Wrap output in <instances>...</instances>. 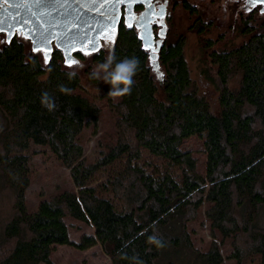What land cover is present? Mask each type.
<instances>
[{"label":"trees","instance_id":"obj_1","mask_svg":"<svg viewBox=\"0 0 264 264\" xmlns=\"http://www.w3.org/2000/svg\"><path fill=\"white\" fill-rule=\"evenodd\" d=\"M183 6L196 15L192 29H208L210 22L197 8L188 1ZM251 18L243 21L246 39L241 44L209 53L219 79L214 110L192 77L185 34L163 41L159 61L164 75L158 82L142 37L122 17L110 55L116 60L135 57L137 70L130 91L119 94L117 103L108 94L110 85L90 73L115 107L122 131L117 145L94 163L86 162L80 135L98 126L101 109L78 91L81 77L64 66L63 51L55 48L44 65L17 35L7 42L0 39V110L6 119L0 178L10 181L14 194V212L2 230L11 244L0 264H54L51 254L57 245L88 249L96 244L112 264H159L172 250H186L193 256L189 264H221L216 244L201 252L188 234L187 223L204 200L210 203L207 215L214 228L226 236L245 234L251 250L264 256V225L255 218L264 207V20L257 27ZM206 44L214 46L212 40ZM106 56L100 49L91 60L101 63ZM44 92L55 100L53 110L42 105ZM193 135L204 138L205 174L183 147ZM32 143L47 146L69 167L78 189L45 199L30 212L25 151ZM144 149L179 168V174L151 171L137 163ZM125 158L123 170L103 183H92L98 171ZM68 216L92 225L94 233L74 242ZM152 236L162 243L150 240ZM237 252L239 256V247Z\"/></svg>","mask_w":264,"mask_h":264},{"label":"rangeland","instance_id":"obj_2","mask_svg":"<svg viewBox=\"0 0 264 264\" xmlns=\"http://www.w3.org/2000/svg\"><path fill=\"white\" fill-rule=\"evenodd\" d=\"M183 1L192 4L202 15L203 20L210 22L208 29L199 33L191 28L196 22V15H192L183 6ZM140 5L142 8L136 9L135 7L131 15H127L123 8L122 17L129 24L134 25L142 37L149 52V64L156 80L160 82L164 75V68L159 61V49L163 41L167 36L176 39L180 34H185V53L192 77L200 92L207 97L213 109L216 110L219 79L209 53L214 48L219 50L241 44L246 39L241 32L244 19L251 16L250 24L258 27L264 20V3H254V0H152L150 7ZM5 7H10L6 0L0 4V25L4 22L3 9ZM14 35L26 44L29 51L37 54L44 65L48 63V61L45 62L44 48L49 49V58L52 51L59 48L57 40H54L50 46L38 47V50L34 51V43L27 30L15 28L13 33H10L8 29L0 31L2 42L9 41ZM116 35L117 27L101 34L99 46L96 49H92L89 42L84 44L74 42L68 52L61 49L64 54V66L78 72L81 77L82 85L78 91L89 97L101 109L98 126L96 128L90 126L80 135L87 163L96 162L104 153L115 147L122 134L118 127V114L115 107L103 95L102 86L94 83L90 78L94 66L99 64L91 60L92 55L100 49L104 50L107 56L110 55ZM206 40H212L214 46H208ZM82 48L87 51H82ZM76 52H80L83 57L76 55ZM66 60L74 62L69 64ZM237 80L238 77L233 78L232 84H235ZM112 99L117 103L119 96L112 94ZM5 126L6 119L0 110V137ZM183 147L190 150L196 158L198 172L205 174L207 154L204 138L193 135L184 140ZM25 152L29 156L30 182L26 189V204L30 212L36 211L41 201L62 191H77L78 188L74 184L70 168L64 165L47 146L32 143ZM125 162L126 158L98 171L92 183L97 185L107 181L110 176L123 170ZM136 162L151 171L168 169L177 174L180 171L179 168L170 166L167 160L151 154L146 149L142 150V155ZM108 195L111 194L108 193ZM209 206L210 203L204 200L197 211L192 213V218L187 223L188 234L194 247L201 252H207L213 244H216L223 255L221 264H264V256L260 252L251 250L252 242L245 234L240 233L238 237L226 236L213 227L207 215ZM13 212V188L9 180L1 177L0 260L11 244L5 239L2 230ZM255 218L259 225H264V207L259 209ZM66 222L69 226L70 238L74 242H80L83 236L94 233V227L82 220L68 216ZM237 247L240 249L239 256H237ZM51 258L54 264H112L111 258L103 251L100 244L88 249H79L72 245H57L52 251ZM192 259L193 256L186 250L179 252L172 250L160 260L159 264H189Z\"/></svg>","mask_w":264,"mask_h":264},{"label":"water","instance_id":"obj_3","mask_svg":"<svg viewBox=\"0 0 264 264\" xmlns=\"http://www.w3.org/2000/svg\"><path fill=\"white\" fill-rule=\"evenodd\" d=\"M6 1L10 7L3 9L4 22L0 29H8L10 33L15 28L27 30L34 46L38 47L50 46L57 40V46L64 52L70 51L74 42H89L92 49L98 48L100 35L109 28L118 27L123 8L131 15L138 4L152 6V0ZM43 36L48 39L45 41Z\"/></svg>","mask_w":264,"mask_h":264},{"label":"clouds","instance_id":"obj_4","mask_svg":"<svg viewBox=\"0 0 264 264\" xmlns=\"http://www.w3.org/2000/svg\"><path fill=\"white\" fill-rule=\"evenodd\" d=\"M137 64L138 61L135 57L116 60L113 55H108L103 62L94 66L91 77L109 84L110 91L108 94L119 95L127 93L130 91L132 78L137 70ZM69 75L73 74L69 73ZM61 89L64 92L68 91L64 86H61ZM41 102L49 110H53L56 107L55 100L47 92L42 93ZM150 240L162 243L156 236L150 237Z\"/></svg>","mask_w":264,"mask_h":264},{"label":"snow or ice","instance_id":"obj_5","mask_svg":"<svg viewBox=\"0 0 264 264\" xmlns=\"http://www.w3.org/2000/svg\"><path fill=\"white\" fill-rule=\"evenodd\" d=\"M5 2V0H0V4H2V3H4ZM8 2H10V0H8ZM118 2H121V0H118ZM254 3H264V0H254ZM0 31H3V29H0ZM108 35H110V33H107ZM45 41L48 39V37L47 36H43L42 37ZM85 39H86V37H85ZM94 43V42H93ZM33 50L34 51H36V50H38V45L37 46H34V48H33ZM82 51H87V50H85V49H81ZM154 49H153V53H154ZM48 52H49V49L47 48V47H45L44 48V53H45V62H47L48 61V59H49V56H48ZM155 57L153 56V59H154ZM74 61H70V60H66V63H69V64H71V63H73ZM161 77H162V74H161Z\"/></svg>","mask_w":264,"mask_h":264},{"label":"bare ground","instance_id":"obj_6","mask_svg":"<svg viewBox=\"0 0 264 264\" xmlns=\"http://www.w3.org/2000/svg\"><path fill=\"white\" fill-rule=\"evenodd\" d=\"M110 29H112V28H109V29L105 30L104 32H107V31L110 30ZM104 32H103V33H104ZM103 33H102V35H103Z\"/></svg>","mask_w":264,"mask_h":264}]
</instances>
